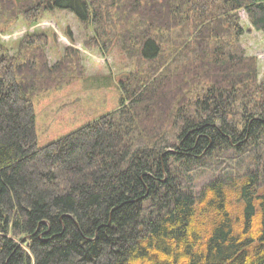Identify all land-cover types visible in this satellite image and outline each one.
<instances>
[{
	"label": "trees",
	"instance_id": "trees-1",
	"mask_svg": "<svg viewBox=\"0 0 264 264\" xmlns=\"http://www.w3.org/2000/svg\"><path fill=\"white\" fill-rule=\"evenodd\" d=\"M4 4L26 22L63 9L96 38L110 29L149 70L119 83L118 109L39 148L32 100L81 76L78 49L49 65L45 33L14 56L0 46V264H264V81L235 45L240 9L264 36V0ZM179 23L201 26L196 48L157 73ZM205 164L220 173L194 189Z\"/></svg>",
	"mask_w": 264,
	"mask_h": 264
},
{
	"label": "rangeland",
	"instance_id": "rangeland-1",
	"mask_svg": "<svg viewBox=\"0 0 264 264\" xmlns=\"http://www.w3.org/2000/svg\"><path fill=\"white\" fill-rule=\"evenodd\" d=\"M3 6L0 11V46L7 49L9 55L14 56L17 53L25 35L45 33L48 37L44 47L49 65L61 57L66 47H72L78 49L80 63L83 67L81 76L74 78L59 90L40 91L33 98L35 130L39 148L101 115L118 109L121 96L119 83L125 81L127 77L141 75L149 70V67L147 68L139 60L137 52L129 48L121 49L122 44L113 36L112 30L105 29L101 37L96 38L93 28L82 24L74 13L68 10L43 9L35 22H26L20 14H14V16L9 12L4 14L3 9L7 8V5ZM237 14L243 27V33L238 36L235 45L243 51L245 56L255 58L256 80L258 83L262 82L264 81V36L260 31L251 27L243 9L238 10ZM104 19L108 23L109 20L106 17ZM179 25L181 24L179 23L178 26L162 35L163 40H176L181 44L174 52L175 56L168 55L167 46L162 47L168 57L166 62L160 64L157 73L165 68L173 73L175 65L189 54L185 51V47L196 48L194 39H197L195 36L201 26L195 31L190 26L180 31ZM179 32H182L184 40L176 36ZM182 41L185 42L182 43ZM170 141L175 142L173 138ZM221 153L222 151L210 161L230 157L229 152ZM210 161L207 163L211 164ZM229 165H221V168H227ZM238 169H244V164L238 165ZM218 172L215 166L210 167L205 164L196 172L190 173L192 178L190 186L198 189Z\"/></svg>",
	"mask_w": 264,
	"mask_h": 264
}]
</instances>
